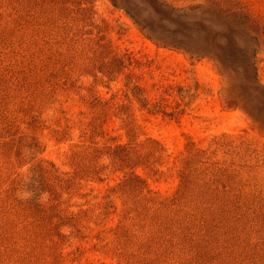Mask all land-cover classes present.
<instances>
[{
	"label": "rangeland",
	"instance_id": "1",
	"mask_svg": "<svg viewBox=\"0 0 264 264\" xmlns=\"http://www.w3.org/2000/svg\"><path fill=\"white\" fill-rule=\"evenodd\" d=\"M135 1L0 0V264H264V130L213 61L150 38L179 24L147 6L140 26ZM162 1L264 26V0ZM135 82L173 114L141 107ZM150 138L165 152L147 167ZM134 164L141 190L124 185Z\"/></svg>",
	"mask_w": 264,
	"mask_h": 264
},
{
	"label": "trees",
	"instance_id": "2",
	"mask_svg": "<svg viewBox=\"0 0 264 264\" xmlns=\"http://www.w3.org/2000/svg\"><path fill=\"white\" fill-rule=\"evenodd\" d=\"M112 1L114 5L118 4V0ZM135 2L142 4L140 8L138 3L136 7L123 6V8L140 26L142 22L146 24V17L142 19L139 14L142 7L145 9L147 6L153 11L152 14L157 15L159 21L165 23V25L179 24L176 29L161 25L162 28L159 26L150 27L149 29L148 27H142V30L163 46L181 50L190 57L208 58L213 61L219 71L227 74L229 79L237 86L243 99L242 109L264 130V84L260 82L256 60L260 45L259 34L260 32L264 34V26H261L259 21H256V26L254 19L248 12L243 10L237 13L231 12L223 6L217 5L215 7L214 5H212L213 7L201 5L174 7L162 0H136ZM227 4L235 5L236 3H229L228 0H225V5ZM167 10L178 16L180 22L170 21L165 14ZM128 84L130 85L131 82ZM132 89L141 107L146 108L149 112L157 113L161 111L167 115L173 114V112L162 111L160 103H150L146 90L138 83H132ZM185 98H188L185 103L187 105L191 100L190 93L182 97L184 100ZM24 136L29 137L28 135ZM31 139L34 138L31 137ZM16 140V148L19 151L24 148V153L20 152L19 155L34 154L35 151L31 150V143H25L24 138H16ZM150 140L154 143L152 148L147 151L146 144L142 143L139 148L140 152L137 155L140 158L139 162L144 163L147 167L149 164L163 159L165 152L163 145L158 140L151 138ZM26 147L30 148L25 149ZM125 149L123 145H117L114 148L118 151L117 158H120L119 154L123 153ZM125 159L128 161L129 157L126 156ZM136 165H128L131 171L125 174L127 178L124 180V185L129 182L128 186L141 190L146 186V179L142 174L136 172L134 168ZM156 172L158 170H155ZM180 177L181 184L184 188H187L191 181L187 165L180 170ZM108 204H110L109 200L106 201L105 208L108 207Z\"/></svg>",
	"mask_w": 264,
	"mask_h": 264
}]
</instances>
